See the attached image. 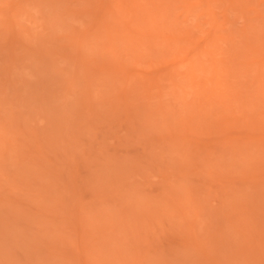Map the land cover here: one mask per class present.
I'll return each instance as SVG.
<instances>
[{
	"label": "rangeland",
	"instance_id": "374dc122",
	"mask_svg": "<svg viewBox=\"0 0 264 264\" xmlns=\"http://www.w3.org/2000/svg\"><path fill=\"white\" fill-rule=\"evenodd\" d=\"M0 264H264V0H0Z\"/></svg>",
	"mask_w": 264,
	"mask_h": 264
}]
</instances>
